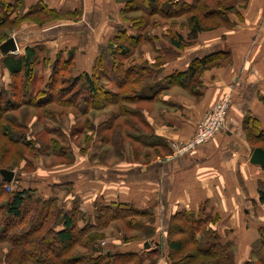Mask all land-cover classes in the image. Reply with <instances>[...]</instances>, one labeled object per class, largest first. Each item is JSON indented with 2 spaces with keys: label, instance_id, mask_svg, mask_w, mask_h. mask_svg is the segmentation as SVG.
I'll return each mask as SVG.
<instances>
[{
  "label": "crops",
  "instance_id": "0c3cea01",
  "mask_svg": "<svg viewBox=\"0 0 264 264\" xmlns=\"http://www.w3.org/2000/svg\"><path fill=\"white\" fill-rule=\"evenodd\" d=\"M6 1L9 5L16 2ZM119 1L17 0V13L14 12L11 18L23 16L40 4L57 14L76 13L74 20H55L53 22L57 23L46 29L32 21L19 24L26 30L31 25L37 28L22 37L33 33L27 37L38 43L32 45L41 43L46 47L47 37H55L56 47L64 45L56 49L57 54L77 48L75 59L88 61L84 64L87 70L80 71L88 72L97 57L98 47L115 38L117 32L128 30L129 25L121 18L124 4ZM177 1L179 5H187L193 0ZM225 2L231 5L225 14L228 23L202 31L188 43V49L178 50L170 46L165 38L167 34L161 33L159 27L153 29L159 32L158 35L149 36V47L146 46L140 61L152 64L151 54L157 56L161 49L175 56L171 60L168 58L161 67L158 80L175 72H185L195 59L212 55L219 58L218 54L226 53L230 62L203 70L193 93L175 87L161 93L158 100L141 102L140 112L146 131L134 135L132 140L148 152L147 155L143 152V157L148 156L143 163L135 161L121 169L79 166L57 173L51 183H46V178L42 177L35 181L42 186L44 197H40L43 199L62 195L52 193L53 185L70 183L72 195L66 198L65 207L70 209V202L76 198L85 214L91 217L94 205H129L135 210L153 211L157 220L152 224L151 235L124 244L118 241L100 246L99 241L94 245L98 251L93 257L118 254V264H149L159 253L164 256L157 264H176V259L168 258L166 247L171 216L186 211L197 217L202 211V218L215 219L207 228L215 231L222 244L233 245V264H245L252 259V247L264 231V204L258 201V191H264V168L249 162L252 150L262 148L248 142L243 125L252 119L257 122L258 130L264 131V0ZM58 36L61 37L58 39ZM180 36L184 39L183 35ZM28 46L31 45L22 47V50L19 47L16 55H21L20 52ZM78 52L83 54L77 59ZM4 72L8 76L5 69ZM226 95L231 96L232 103L220 133L190 153L173 152L174 145L191 139L203 115ZM151 152L154 157H150ZM144 243H149L150 248H143ZM190 249L187 246L181 252L187 254ZM180 255L175 254V257Z\"/></svg>",
  "mask_w": 264,
  "mask_h": 264
},
{
  "label": "trees",
  "instance_id": "16d2710c",
  "mask_svg": "<svg viewBox=\"0 0 264 264\" xmlns=\"http://www.w3.org/2000/svg\"><path fill=\"white\" fill-rule=\"evenodd\" d=\"M159 2L160 0L122 2L127 4L126 7L123 6L121 18L128 22V30L117 32L115 38L98 47V55L89 74L81 73L69 79L62 78L61 75L68 76L74 72L73 50L61 51L53 61L48 58L49 52L43 45L27 47L23 54L18 56L2 57L1 68L8 72L13 81L20 80L21 83L19 86L15 82L9 83L10 97L4 94V91L0 92V170L7 169L4 161L12 154L13 148L19 146L26 149L30 145L24 135L18 132H21L26 124L11 115L20 108L36 109L56 104L54 102L56 97L60 99L56 101L60 107H68L81 115H86L116 103L154 101L161 93L175 87L190 92L192 86L198 84L203 70L230 62L226 53L218 54L219 58L212 55L195 59L185 72H175L161 80L157 77L160 72L157 66L158 58L152 64L135 62L132 59L134 51L144 42L141 31L144 32L149 27L154 28L159 19L169 21L171 24L178 19L185 20L188 39H183L180 35H171V32L165 36L170 46L182 50V46H188V43L195 40L202 31L228 23L225 14L231 9V5L225 0H193L187 5H179L177 0H161V5ZM16 4L17 0L13 5H9L6 0H0V31L7 26L16 28V23L21 21H33L42 27L47 20H74L77 15L57 14L40 4L33 6L27 14L17 15L9 20L8 16L16 12ZM3 12L8 14L7 18H2ZM132 14L137 16L129 21L127 15ZM146 39L148 42L149 36ZM166 52L161 49L158 54L165 55ZM39 53L43 54L42 59L39 58ZM38 63L43 68L49 67L50 72L43 86L33 90L36 83L35 66ZM106 83L113 85L116 92L106 90ZM55 89L60 90L57 92ZM243 130L246 131L248 142L264 149V131L258 130L255 120L249 119L245 122ZM9 185L10 183L7 184L0 178V243L7 245L8 259L15 260L16 256L19 257L16 264H21L19 252L24 259L34 264H118L117 261L120 259L118 254H99L93 257L98 251L94 248L95 243L104 238L102 231L115 222H124L128 226L134 223L135 218L151 216V210H135L129 205L117 204L94 205L91 217L85 214L76 198L72 199L71 208L67 209L65 200L72 195L68 182L55 186L59 188L55 192L61 191L64 195H53L48 199L41 198L31 189L11 192ZM258 193V201L264 204V191L260 189ZM198 214L195 217L191 212L181 211L171 216L166 231L168 258L176 259V264H233V245L222 244L215 231L207 228L215 219L202 218V211ZM124 242L127 243L129 240ZM187 246L191 247V251L187 254L181 252ZM79 248L88 250V253L74 255ZM175 254L181 255L177 258ZM158 256L159 253L149 264H157ZM250 256L259 264H264V231H261L260 240L252 247ZM253 258L245 264H254Z\"/></svg>",
  "mask_w": 264,
  "mask_h": 264
},
{
  "label": "rangeland",
  "instance_id": "374dc122",
  "mask_svg": "<svg viewBox=\"0 0 264 264\" xmlns=\"http://www.w3.org/2000/svg\"><path fill=\"white\" fill-rule=\"evenodd\" d=\"M120 1H124L125 3L126 1L130 2L137 0ZM161 4L162 2L160 0L159 5ZM126 6L127 4L125 5V7ZM13 13L9 15V20L13 19L11 18V16H13ZM7 16L8 14L3 12L2 18H7ZM127 16V19L130 18L128 19L130 21L137 15L132 14ZM184 21V19H178L173 21V23L171 24V22L169 21L159 19V21L156 23L157 25L154 28L151 29V27H149L148 29H145L144 32L141 31L140 34L142 35V39L144 40V42L135 49L132 59L134 61L137 60L140 63H148V61L144 62L142 61V59L141 61L139 59L141 58L143 51L146 50V46L149 47V45L147 44L148 42L145 41V39L153 34H159L158 31L153 30L156 27L161 28V33L171 32V35H177L178 33L180 35H183L184 39H188V30L184 25ZM56 23L57 22L47 20L45 22V25L42 27L46 29V27H52ZM35 24L39 25L37 23ZM16 25V28L7 26L0 31V44H2L5 39L7 40L9 37H13L16 40L17 50H19V47L22 50V47L26 45H31L28 46L29 48H31L32 46H35L32 44L38 43L34 38L27 37L29 35H32L33 33L26 34V37L22 38L26 32L37 30V28L31 25V27L26 30L22 29V27L20 28L21 25L19 24V22H17ZM180 26H185L186 28H181ZM60 37L58 36L57 38L59 39ZM47 38L48 39H46L45 44L48 47L46 46L44 48H46L49 52L48 58L50 59V61H53L57 55V53L55 52L56 49L63 47L64 45L62 44L60 45V47H56L58 46V44L55 43L56 38ZM37 46H42V44L39 43L37 44ZM83 48L84 46L81 47V51L83 50ZM186 48L187 46H182V50ZM76 49L77 48H75L74 51H76ZM20 53L23 54V51H21ZM166 53V56L168 55L167 57L162 54H157V56L151 54L153 63L154 60L158 58L157 66L159 67V69H161V67L166 64V60H168V58L169 60H171L175 57H173L170 52ZM82 54L78 52L76 54L77 59ZM42 56L43 54L39 53V58L42 59ZM1 59L2 56L0 55V92L4 91V94L6 93V95L9 96V94H11L8 88L9 83L14 84L13 82H15V84L19 86L21 81H13L9 76L4 75L5 72L3 68H1ZM87 62L88 61H86L85 59H75L74 72L68 76L61 75L63 76L62 78L66 77L69 79L73 75L76 76L81 73L89 74L91 70L88 72L80 71L86 69L87 66L85 67L84 64H87ZM35 68H37L34 78L36 83H34L32 89L38 90L47 81L46 79L49 75L50 70L49 67L43 68L39 63L35 66ZM105 87L106 90L116 92L115 87L109 83H106ZM193 89H195L194 85L192 86V90L190 91L191 93H193ZM55 90L59 91L60 89ZM57 100L60 99L54 97V102L56 104H50L48 106H42L36 109L20 108L19 111L11 113V115L16 117L19 122L20 120H23V123L26 124V127L21 130V132H18L20 135L23 134L25 140L30 144L26 149L20 148L19 146L13 148L11 151L12 154L8 155L7 159L4 161L6 163V170L14 173L13 182L8 186L11 192L28 188H31V190H33V188H36L34 190L36 191V194L38 196L43 195L44 197L42 186L35 183V181H39L38 179L40 177L46 178L44 179L46 180V183H51V178L57 173H63L66 170H73L79 168V166H103L102 168L111 167L121 169L126 168L127 165H129L130 163L132 164L135 161L143 163L144 159L146 160L148 158V156L143 157V152L146 155L148 154V152H145V150L141 149L140 144L132 140L134 135H139L141 131H146L144 130L145 123L144 120H142V113L140 112L141 106L139 105H141V102L137 103L136 101L132 104L116 103L115 105L105 106L104 109L94 110L87 113L86 115H81L78 112L74 111V109L68 107L63 108V106L60 107L58 102H56ZM21 117H23V119ZM201 120L199 121V123L201 122ZM141 122H143V124H141ZM208 142L210 141H207L206 143ZM183 144L184 143L182 142L174 145L175 149H173V152H176L175 150L183 146ZM19 151L21 153H15ZM173 152L172 155L175 154ZM153 154L154 153L151 152L149 154L150 157H154ZM65 183L61 182L59 184ZM55 186L57 185L51 187L52 193H54L55 190L59 189L55 188ZM59 192L60 194L64 195L63 192ZM156 220L157 219H155L153 211L151 210V216L137 219L135 218V220L133 221L134 223L128 226L124 224V222L112 223L102 231L105 240H101L100 246H105L106 244H115L118 241L124 244V240H129V242L133 240L139 241L142 239L141 237H148L154 230L152 224H155ZM138 223H141V225ZM7 250V245L0 243V264H16L19 257L16 256L15 260L14 258L8 259ZM86 253H88V250L79 248L76 249L74 255H82ZM19 254L21 264H34L32 261L24 259V257L21 256V252H19ZM162 256H164V254H160L158 258L160 259V257ZM253 260L254 264H259L255 258H253Z\"/></svg>",
  "mask_w": 264,
  "mask_h": 264
},
{
  "label": "built area",
  "instance_id": "2783aa9c",
  "mask_svg": "<svg viewBox=\"0 0 264 264\" xmlns=\"http://www.w3.org/2000/svg\"><path fill=\"white\" fill-rule=\"evenodd\" d=\"M231 103L230 95L222 97L218 104L205 113L201 122L197 124L194 130L195 133L191 139L185 142L183 146L176 149V152L178 154L190 153L196 149V147L204 145L207 141H211L215 138L220 133V130L227 120Z\"/></svg>",
  "mask_w": 264,
  "mask_h": 264
},
{
  "label": "water",
  "instance_id": "95a60500",
  "mask_svg": "<svg viewBox=\"0 0 264 264\" xmlns=\"http://www.w3.org/2000/svg\"><path fill=\"white\" fill-rule=\"evenodd\" d=\"M17 43L16 40L12 37H9L2 44H0V55L2 57L6 55H16L17 53ZM249 162L252 165L259 167L260 169L264 168V149L255 148L252 150L251 155L249 157ZM0 178L5 183H11L14 179V173L7 170H0ZM149 243H144L143 248L149 249Z\"/></svg>",
  "mask_w": 264,
  "mask_h": 264
}]
</instances>
